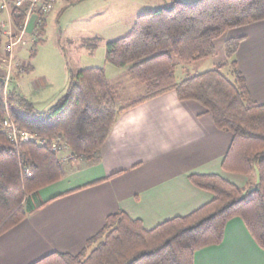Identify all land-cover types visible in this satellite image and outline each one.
Masks as SVG:
<instances>
[{
    "label": "trees",
    "instance_id": "16d2710c",
    "mask_svg": "<svg viewBox=\"0 0 264 264\" xmlns=\"http://www.w3.org/2000/svg\"><path fill=\"white\" fill-rule=\"evenodd\" d=\"M27 12L28 6L14 12L16 30L24 29ZM47 16H38L37 45ZM261 21L264 0H175L170 7L139 15L126 36L106 44V62L127 69L129 78L145 89L144 96L122 107L104 69L69 71L65 93L42 113L15 89L5 95L0 77V122L9 114L20 130L44 142L15 146L0 133V237L60 197L42 202L38 193L66 177L58 156L62 148L74 159L95 161L123 112L175 92L180 101L201 105L218 130L232 135L223 171L249 177L256 166L258 182L241 188L219 175H192L191 183L213 198L189 215L147 230L120 211L107 218L80 254L52 253L33 264H195L197 252L222 243L227 224L235 218L264 251V106L252 99L238 68L236 55L244 38L225 42V61L214 69L176 79L178 63L216 57V43L227 32ZM98 41L83 45L94 49ZM27 168L32 175L23 176Z\"/></svg>",
    "mask_w": 264,
    "mask_h": 264
},
{
    "label": "crops",
    "instance_id": "0c3cea01",
    "mask_svg": "<svg viewBox=\"0 0 264 264\" xmlns=\"http://www.w3.org/2000/svg\"><path fill=\"white\" fill-rule=\"evenodd\" d=\"M173 1L160 0V3L167 8ZM135 6L124 10L121 6L113 7V22L120 25L108 42L127 35L126 31L133 27L139 15L153 10ZM31 30L32 22L28 27ZM0 37V67L7 70V41ZM232 38H244L236 55L238 68L252 99L264 106V21L227 32L218 40L221 51ZM216 48L214 68L219 64L217 43ZM19 79L16 85L21 91ZM48 86L43 80V89ZM232 140L229 132L215 127L212 116L201 105L180 101L175 92L123 112L99 158L93 161L98 173L85 184L47 200L41 196L43 191L57 183L42 189L38 193L42 202L60 197L0 237V264H33L52 253L78 255L86 248L87 241L103 228L107 218L120 211L140 220L147 230L187 216L213 198L191 183L192 175H219L243 188L247 179L222 169ZM81 162L87 161L75 160L71 169L74 171ZM195 264H264V251L245 223L235 218L227 224L222 243L197 252Z\"/></svg>",
    "mask_w": 264,
    "mask_h": 264
},
{
    "label": "rangeland",
    "instance_id": "374dc122",
    "mask_svg": "<svg viewBox=\"0 0 264 264\" xmlns=\"http://www.w3.org/2000/svg\"><path fill=\"white\" fill-rule=\"evenodd\" d=\"M135 5L143 9L163 8L160 0H56L52 12L48 14L46 32L41 37V44L37 45L38 41H32L33 43L18 44L15 47L14 62L20 63L21 68H13L14 73L10 78L9 90L15 89L24 94L34 104L37 113H42L65 93L69 82V71L97 68L106 71L108 80L119 91V106H125L144 96V87L129 78L127 69H119L106 62V44L112 38L111 34L116 30L117 25H120L118 22H113L115 18V13L112 12L113 7L121 6L124 10L127 6ZM109 6H111L110 9ZM125 20L126 16L121 23L125 24ZM130 29L131 27L126 34ZM95 37L100 39L96 43V48L92 49L87 44H90ZM83 41H87V46L83 45ZM220 41L217 42L220 53L216 59L218 63L225 61L224 46L221 51ZM34 44L37 45L36 49ZM214 62L215 60L211 58L193 64L178 63L176 79L179 81L196 73L207 72L214 68ZM27 65L31 67L29 71L25 70ZM5 70L0 67V77H7V70ZM223 73L227 75L228 70H224ZM19 77L22 78L19 79ZM16 79L21 82V91ZM43 80L49 83L46 90L43 89ZM58 156L66 159L63 162L67 171L66 179L43 191L41 196L44 200L85 184L89 178L98 173L93 161L81 162L73 171L71 163L78 159H71L70 151L67 149L60 150ZM22 175L30 176L32 172L27 168L23 170ZM243 177L247 179V185L257 183L259 179L257 167L254 166L252 175ZM245 185L243 188L247 187Z\"/></svg>",
    "mask_w": 264,
    "mask_h": 264
},
{
    "label": "built area",
    "instance_id": "2783aa9c",
    "mask_svg": "<svg viewBox=\"0 0 264 264\" xmlns=\"http://www.w3.org/2000/svg\"><path fill=\"white\" fill-rule=\"evenodd\" d=\"M55 1L56 0H0V34L7 41L6 47L8 53L7 77L5 79L4 85L5 95L8 93V86L13 73V68H21L20 63L15 64L14 62L15 47L18 44L27 45L32 41H38L39 36L35 29L38 23V16L40 13L46 15L50 14L54 8ZM26 6H28V12L24 29L22 31L16 30L14 24V12L23 9ZM31 22L33 25V30L29 32L28 27L31 25ZM26 37H28L27 40ZM7 118L8 119L6 121L0 122V133L5 134L9 141L15 146H19L21 143L26 142H35L40 145L44 144V142L38 141L34 135L20 130L11 119L9 114ZM65 149L69 150L67 147H65L62 148L61 151ZM54 151L57 152L56 148H54ZM69 157H71V159L73 158L72 155ZM64 160L66 159L62 158L63 162H65Z\"/></svg>",
    "mask_w": 264,
    "mask_h": 264
}]
</instances>
